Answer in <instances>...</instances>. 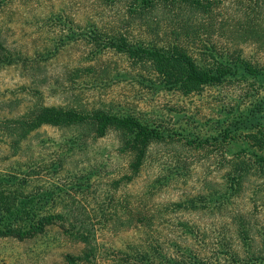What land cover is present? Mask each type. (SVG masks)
Returning <instances> with one entry per match:
<instances>
[{
	"label": "rangeland",
	"instance_id": "374dc122",
	"mask_svg": "<svg viewBox=\"0 0 264 264\" xmlns=\"http://www.w3.org/2000/svg\"><path fill=\"white\" fill-rule=\"evenodd\" d=\"M104 7L103 0H0V120L18 118L36 104L103 109L131 115L164 136L150 144L139 173L127 181L131 156L121 150L115 131L92 140L80 128L44 126L13 154L0 124V179L14 175L25 187L19 200L30 197L41 215H62L33 238L0 239V264H66L68 255L82 257L87 248L77 239L80 228L90 232L95 264H117L148 250L150 234L167 249V235L174 233L169 225L185 220L205 229L221 218L211 201L184 213L173 205L216 189L221 173L214 157L245 146L246 131L218 150L211 145L195 150L187 141L215 136L238 121L232 118L237 110L264 101V81L236 69L233 81L198 94L154 89L147 81L156 76L148 67L105 44L119 32L132 42L160 45L173 35L171 19L156 11L151 29L122 32L118 11ZM245 41L232 50L262 64L264 48ZM258 107L249 110L256 115ZM141 218L149 220V228H136Z\"/></svg>",
	"mask_w": 264,
	"mask_h": 264
},
{
	"label": "trees",
	"instance_id": "16d2710c",
	"mask_svg": "<svg viewBox=\"0 0 264 264\" xmlns=\"http://www.w3.org/2000/svg\"><path fill=\"white\" fill-rule=\"evenodd\" d=\"M103 4L108 11H118L115 21L122 32L133 26L151 29L156 11L171 19L167 22L172 25L173 35L160 45L146 39L132 42L119 32L105 44L127 55L135 65L148 67L156 76L155 80L147 81L154 89L184 96L198 94L205 87L233 81L236 69L264 81V62L253 64L232 50L237 41L245 40L264 48V0H103ZM263 102L255 100L248 108L237 110L232 118L238 121H230L215 136L187 141L189 146L195 145V150L207 145L218 150L232 136L246 131L245 146L229 156L214 157L217 174L221 173L216 189L173 205L184 213L198 211L199 203L211 201L215 215L220 213L221 218L205 229L185 220L169 225L174 233L167 235L170 242L167 249H161L157 241L160 238L150 234L148 250L136 252L132 260H121V264H264ZM258 104L261 107L257 114L261 117L249 110ZM0 124L8 131V146L13 154L32 132L44 126L80 128L92 140L115 131L119 133L121 150L131 156V175L125 178L127 181L139 173L150 144L164 136L160 129L131 115H114L103 109L80 112L43 104L34 105L18 118L0 120ZM11 176L14 177L7 174L0 179V239L24 241L42 234L62 215H41L30 197L19 200V189L25 187ZM149 226V220L141 218L136 228L145 230ZM77 231V239L87 248L86 253L82 257L66 256V264H76L82 259L95 264L90 232L82 228Z\"/></svg>",
	"mask_w": 264,
	"mask_h": 264
}]
</instances>
